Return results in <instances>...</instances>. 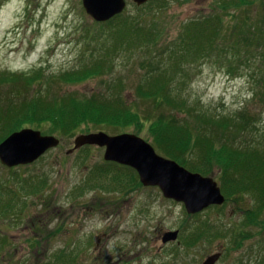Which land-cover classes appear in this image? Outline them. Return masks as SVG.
<instances>
[{
	"label": "rangeland",
	"instance_id": "obj_1",
	"mask_svg": "<svg viewBox=\"0 0 264 264\" xmlns=\"http://www.w3.org/2000/svg\"><path fill=\"white\" fill-rule=\"evenodd\" d=\"M126 2L127 14L137 13L133 1ZM212 2L166 0L160 8L153 5L155 13L147 17L156 21V36L160 37L153 44L157 51H164L176 39L187 20L207 14ZM262 3L254 6L260 13L249 15V25L242 23L252 31L264 17ZM142 9L145 15L151 6ZM231 12L224 19L226 25L241 21L246 14L241 10ZM93 24L80 0H0V72L20 74L42 66L49 74L75 66L80 57L91 53L85 28ZM152 51L133 52L135 57L128 64L117 62L111 75L125 78L127 89L122 97L141 115L152 103L137 102L133 91L143 72L139 64L146 61L142 57ZM225 60L235 59L229 56ZM195 67L186 86L188 97L231 115L249 105L239 108L250 99L251 90L258 89L264 75L263 62L248 69L238 61L230 67L227 62L205 60ZM136 69L135 74L132 70ZM109 79L110 76L93 78L78 86L55 81L51 92L83 94L94 88L104 90ZM11 86L16 85H5L0 95H5ZM263 103L252 105L260 111V130H264ZM110 128L117 130L115 126ZM119 130L151 144L134 130ZM97 132L114 135L112 131L82 125L66 138L52 135L61 141L59 147L29 165L7 168L0 163V183L15 191L4 194L8 206L2 208L6 215L0 219V232L7 239L1 246L0 264H202L207 256L216 253H220L217 264H264V206L254 221L246 222L247 213L256 208L255 200L251 196L228 200L216 169L211 177L218 182L226 203L195 215L188 214L182 203L165 199L158 188L139 183L125 189L135 178L128 176L125 169L118 171L116 166H109L103 159L104 149L82 147L68 153L76 136ZM107 167L121 175L104 173ZM99 168L106 170L90 175ZM40 180H44L42 187ZM173 231H178L177 240L163 244L162 236ZM61 253L64 256L57 257Z\"/></svg>",
	"mask_w": 264,
	"mask_h": 264
},
{
	"label": "trees",
	"instance_id": "obj_2",
	"mask_svg": "<svg viewBox=\"0 0 264 264\" xmlns=\"http://www.w3.org/2000/svg\"><path fill=\"white\" fill-rule=\"evenodd\" d=\"M212 1L211 10L187 20L164 51L158 52L153 44L160 36H156V21L147 16L153 11V5L155 9L160 8L166 0H149L142 6L134 5L137 13L133 15L126 11L106 23L88 25L85 33L90 36L91 53L86 58L80 57L77 64L67 70L46 74L40 66L20 74L0 72V90L10 82L16 85L0 95V101L6 104L0 102V142L24 127L62 138L74 135L82 125H90L96 131H112L114 135L124 133L119 129L134 130L145 136L160 156L190 172L211 177L217 171L228 200L251 196L256 208L247 213L246 222L254 221L264 206V130L259 129L260 111L252 105L264 102V75L258 89L251 90L250 99L239 108L248 103L250 106L244 111L238 108L240 111L232 115L211 104L204 105L198 99L191 100L186 86L198 62L215 60L221 64L227 62L231 67L238 61L248 69L257 62L264 63V17L255 23V31L245 25L251 13L257 15L259 10L254 9L255 5L262 1L264 8V0ZM146 5L151 9L143 15L142 7ZM231 10L246 14L241 21L226 25L224 19ZM150 49L152 53L144 54L142 58L146 61L139 64L143 72L133 91L137 102L152 103L141 115L122 97L127 89L125 78L119 74L112 76L117 62L123 60L128 64L135 57L133 52ZM229 56L235 60H225ZM138 69L132 72L136 74ZM106 76L110 79L104 90L94 88L83 94L51 92L55 81L78 86ZM114 126L117 130L109 129ZM111 165L119 168L118 171L125 169L128 176L135 178L125 189L138 186L134 170L109 163ZM107 169L106 172L104 168L92 170L90 175L101 171L121 175ZM43 182H38L40 187ZM7 187L0 183V219L6 215L2 208L8 206L4 194H15ZM6 239L0 232V250Z\"/></svg>",
	"mask_w": 264,
	"mask_h": 264
},
{
	"label": "water",
	"instance_id": "obj_3",
	"mask_svg": "<svg viewBox=\"0 0 264 264\" xmlns=\"http://www.w3.org/2000/svg\"><path fill=\"white\" fill-rule=\"evenodd\" d=\"M132 1L141 6L148 0ZM81 3L85 13L96 23L107 22L126 8V0H81ZM73 143L68 153L84 146L103 148L105 161L134 169L144 186L159 187L164 198L182 203L188 214L199 213L210 206H222L226 201L213 178L190 172L175 161L158 155L149 143L138 136H110L97 132L80 134ZM59 145L60 140L55 136L21 129L0 143V163L7 168L29 165ZM177 236V231L167 232L162 243L176 241ZM219 258L220 253L212 254L202 264H215Z\"/></svg>",
	"mask_w": 264,
	"mask_h": 264
}]
</instances>
